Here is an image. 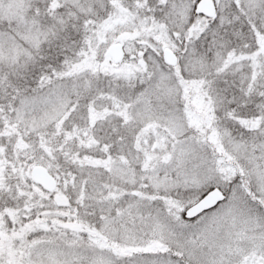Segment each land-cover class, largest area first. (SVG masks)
<instances>
[{
  "label": "snow or ice",
  "instance_id": "snow-or-ice-1",
  "mask_svg": "<svg viewBox=\"0 0 264 264\" xmlns=\"http://www.w3.org/2000/svg\"><path fill=\"white\" fill-rule=\"evenodd\" d=\"M0 264H264V0H0Z\"/></svg>",
  "mask_w": 264,
  "mask_h": 264
}]
</instances>
